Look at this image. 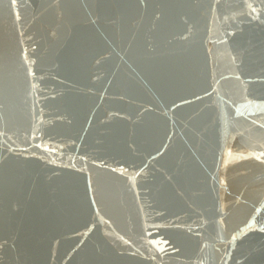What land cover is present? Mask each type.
Masks as SVG:
<instances>
[{"label": "water", "instance_id": "95a60500", "mask_svg": "<svg viewBox=\"0 0 264 264\" xmlns=\"http://www.w3.org/2000/svg\"><path fill=\"white\" fill-rule=\"evenodd\" d=\"M0 264H264V0H0Z\"/></svg>", "mask_w": 264, "mask_h": 264}, {"label": "snow or ice", "instance_id": "6c2138e0", "mask_svg": "<svg viewBox=\"0 0 264 264\" xmlns=\"http://www.w3.org/2000/svg\"><path fill=\"white\" fill-rule=\"evenodd\" d=\"M234 239H235V237H234Z\"/></svg>", "mask_w": 264, "mask_h": 264}]
</instances>
